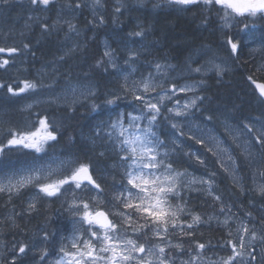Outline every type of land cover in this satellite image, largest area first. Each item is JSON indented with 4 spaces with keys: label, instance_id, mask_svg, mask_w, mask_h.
I'll return each instance as SVG.
<instances>
[{
    "label": "trees",
    "instance_id": "1",
    "mask_svg": "<svg viewBox=\"0 0 264 264\" xmlns=\"http://www.w3.org/2000/svg\"><path fill=\"white\" fill-rule=\"evenodd\" d=\"M122 1L119 5V0H102L103 17L95 22L80 0H51L47 6L31 0H0V48L18 50L0 53V61H9L0 66V84L10 85L18 93L13 95L7 87H0V147L7 145L10 130L26 131L38 126L44 117L57 135V140L49 141L40 153L21 146L5 147L0 154V184L8 177L41 168L45 170L41 181L50 182L59 173L44 181L48 166L56 168L59 161L70 160L88 164L101 186L84 188L83 193L65 185L56 196H48L36 184L8 191L7 182L5 191L0 192L1 264H35L49 257L59 237L69 234L71 200L90 205L100 201L99 209L132 214V227L138 231L128 229L127 235L147 245L158 243L153 232L156 225L148 224L146 214L124 209L116 199L126 180V163L111 125L126 106L121 97L115 104L105 103L120 96L123 89L122 79L104 55L103 41L107 39L120 60L132 56L131 62L143 77L156 64L175 73L203 68L209 61L228 66L225 72L192 76L200 90L188 122L200 137L188 133L177 137L161 117L173 166L206 183L191 189L181 186L179 196L171 199L174 206H183V212L179 213L182 222L172 227L168 237L183 251L173 247L167 250L168 256L190 259L199 251L206 257H230L228 242L233 241V234L238 235L241 225L264 237V194L258 191L264 185V149L255 139L264 130V102L248 79L264 83V19L238 18L227 28L218 6L206 8L199 3L156 8L154 3ZM141 31L143 35H134ZM229 38L239 42L237 54L231 51ZM25 81L36 87L19 93ZM178 83L174 85L179 87ZM69 88L90 89L94 95L75 107L35 105ZM29 105L35 106L29 109ZM207 138L221 144V157L204 141ZM194 216L201 221L194 223ZM120 217L112 216L122 226ZM146 224L144 231H139ZM197 243L205 248L200 251ZM22 245L25 253L19 252ZM45 251L47 255H43ZM253 256L264 264V240Z\"/></svg>",
    "mask_w": 264,
    "mask_h": 264
},
{
    "label": "snow or ice",
    "instance_id": "2",
    "mask_svg": "<svg viewBox=\"0 0 264 264\" xmlns=\"http://www.w3.org/2000/svg\"><path fill=\"white\" fill-rule=\"evenodd\" d=\"M51 0H31L32 4L49 5ZM175 4L179 5H192L203 3L206 8L213 6H219V11L223 13L221 17L226 27H230V20L238 18H255L259 16L264 19V0H172ZM97 5L101 4V0H94ZM119 11V8L116 9ZM102 20V18H101ZM45 27H47L45 25ZM69 27H74L69 24ZM245 28L248 25H244ZM134 35L141 36L143 32H136ZM227 43L231 47V51L235 53L240 44L238 41H234L231 38L227 40ZM18 50L15 48H0V53H16ZM105 56L110 58L112 53L105 51ZM9 61L4 59L0 61V66L7 65ZM209 63H212L209 61ZM159 65L157 68L159 69ZM218 72H222L223 69L219 65H214ZM195 72H201V68L197 67L193 69ZM252 84L255 85L259 91V95L264 97V83H258L253 80L252 77L248 78ZM0 87H7L8 92L13 95L18 93L10 86L0 84ZM35 84L28 81L24 82L23 87L19 88V93H23L26 90L34 89ZM127 89V84L124 85ZM143 93H149L157 87L152 82L151 76L148 79L140 83ZM191 89L182 87L179 89L181 92L189 91ZM173 91H176L173 86ZM170 98L162 96L157 103H152L150 100H145L143 95H136L135 99L141 101L144 108L147 110L145 113L141 111L140 115L128 114V123L125 126L124 116L121 114L117 120L111 125L113 130L118 131V138L121 151L124 153L122 160L126 163V186L124 192L117 195L116 199L121 202L124 209H131L133 213L138 215H144V218L148 224L156 225L153 232L156 236H161V232L167 233L169 226L175 228L178 226L179 213L183 212L182 205L173 206L171 199L179 196V189L185 181L188 183L196 182L195 178L189 180L185 171H180L173 166V163L169 160L168 153L161 154L159 147L163 143L157 134L152 131V125L157 120L160 114V103L165 99ZM120 96H115L113 99L105 101L106 104H115ZM179 102L177 101V104ZM196 104V100L193 99L190 104H185L182 108L177 107L175 109H168V111H175V115L182 116L189 107H193ZM28 107H31L29 105ZM97 106L94 104L93 108ZM147 119L148 127L141 128L140 122ZM211 119V117H209ZM173 128L179 130L177 124L172 125ZM249 132L253 129L246 125ZM264 129V125H261ZM10 138L7 140V145L0 147V154L4 153L7 146H21L27 149H33L36 153L44 151V146L49 141H56L57 135L55 130L52 129L48 123L47 117L38 120V126L29 127L28 130L12 131L9 132ZM181 135L183 133L181 132ZM260 147L264 149V130L260 131V134L255 137ZM197 143H202L201 140H196ZM211 151V149H209ZM199 163L203 164L204 161L196 157ZM231 159V157H229ZM223 167V164H221ZM67 169L66 172L63 169ZM227 171V169H225ZM45 172L43 168L33 169L27 175L19 176L13 183L12 177H8L7 190L11 191L15 188L17 191L19 188L25 187L30 184H36L40 191L48 196H55L60 193L61 189L68 185L69 188L75 187L76 189L88 188L93 186L94 189H100L101 186L93 178L90 166L86 163H74L72 161H59L56 168L51 165L48 166L44 175V181H49V177L57 175V178L52 179L50 182L41 181V173ZM214 175V174H213ZM264 175V172L261 173ZM200 183L205 181L200 180ZM210 186L212 181H207ZM67 190V189H65ZM135 190V191H134ZM5 191V185L0 184V192ZM258 191L264 194V185L259 186ZM218 200L219 197H216ZM82 204V220L86 222L90 228V239L84 240L81 236H77L75 232L71 238L70 248L66 250L65 246L60 247L59 252L62 255L58 256L54 264H174V260L171 256H166L165 247L159 244L147 246L144 243H140L136 239L129 238L126 233L128 229H131L133 233H137V228H133L130 221L132 220V214L126 212L114 213L120 215L122 220L121 224L126 227L121 231V225L115 223L109 218V214L98 207L95 209L90 208L89 203L81 202ZM34 207V205L30 206ZM79 208L80 205H77ZM201 218L199 216L193 217L194 223H199ZM227 223V221H225ZM148 225L140 226L139 231H144ZM192 228V224L187 226ZM238 231L248 234L249 229L246 226H242ZM191 235V233H187ZM231 235V233H229ZM256 234L252 233L251 239L255 240ZM264 240V237H260ZM231 244L233 255L227 259L222 258V264H233V261L237 257H243L245 254L251 255L246 252V245L243 235L239 239V243ZM178 250L183 251L180 245L175 246ZM239 247L240 251H237ZM196 248L203 250L205 244L197 243ZM26 246L19 247L20 253H25ZM43 255H47L46 251ZM43 258V256H42ZM200 259L199 251L195 256H192L189 261H182L181 264H196ZM252 259H255L252 256Z\"/></svg>",
    "mask_w": 264,
    "mask_h": 264
},
{
    "label": "rangeland",
    "instance_id": "3",
    "mask_svg": "<svg viewBox=\"0 0 264 264\" xmlns=\"http://www.w3.org/2000/svg\"><path fill=\"white\" fill-rule=\"evenodd\" d=\"M119 5L123 4L124 2L122 0H119ZM129 2H142L144 4H148L149 2L153 3L155 2L156 8L164 7L166 5H171L170 0H154L153 2L150 0H128ZM82 6L86 8L90 14H92V17L95 22H101V18L103 17V12H102V6L97 5L94 3V0H80ZM102 3V0H101ZM67 12V11H66ZM236 20H230L229 24L232 26L233 23H236ZM225 23V22H224ZM97 28H99L98 24H95ZM230 26V27H231ZM229 28V27H227ZM103 48L105 51H109L112 53L111 57V62L110 58H108V63L110 64V67L113 69V71L117 72L122 79L123 82V89L121 90L120 97L122 99V102L125 104L126 107H122L121 114L124 116V123L125 126H127L128 123V114L131 113L132 115H140L141 111H144L145 113L147 110L144 108V105L142 104L141 101H138L135 99L136 95H143L145 100H150L152 103H157L159 98L162 96L170 97V98H165L161 103H160V114L157 117V120L153 123L152 125V131L157 134L159 139L163 142L160 147H159V152L161 154L167 152L168 156L170 154L169 149H168V135L163 136V131H162V124H161V117H165V121L167 122V125L169 126L170 130L172 132L177 133V137L183 133H188L194 137H200V135L197 132H192L189 124V120L192 119L190 117V114L196 109L198 105V92L200 90V85L197 81L192 79V76L195 74H200V75H207V74H212V73H217L218 71L214 67V65H219L223 71L225 72L228 70V66L226 63L216 61L209 63L207 66L201 68V72H195L192 70H188L184 73H175L172 72L171 68L163 65V64H156L152 67L153 71L149 74H147L146 77H143L140 75L139 71L136 70L134 67L133 63L131 62V55H128L126 59H119L118 56L116 57L115 54L112 51L111 44L109 40H104L103 41ZM126 49H123L124 54ZM123 54V55H124ZM121 58V57H120ZM130 59V61H129ZM157 65H159V69L157 68ZM221 73V72H219ZM151 76L152 82L157 85L155 89L149 93H143L142 88L140 87V83ZM181 84L179 87H177L174 84ZM127 84V89H125L124 85ZM173 86H175L176 91H173ZM182 87H187L191 90L181 92L179 91L180 88ZM94 95V92L90 89H67L65 92L57 95L53 99L45 100V101H40L39 103L35 105H42V104H47L51 103L54 104L58 107H75L83 104L86 102L91 96ZM195 99L196 104L193 107H189L186 109L185 114L182 116H177L175 115V111H168V109H175L177 107H183L185 104H190L191 101ZM177 101L179 102L177 104ZM35 105H32L29 107V109H32ZM177 124L179 126V130L177 128H173L172 125ZM140 127L141 128H146L148 127V122L147 119H144L140 122ZM115 134V140L116 144L118 146V149L120 153L122 154V157L124 153L121 151V145L119 142L118 138V131L114 130ZM181 135V136H183ZM171 141L174 138L173 134H171ZM207 145H209L211 148H213L214 152L221 157L223 150L222 146L220 143L213 142L211 139H205L204 140ZM33 150V149H32ZM127 170V169H126ZM21 176V175H19ZM18 177H12L13 183H15V180L19 178ZM188 177V176H187ZM189 180L191 178L188 177ZM8 182V179L6 180ZM200 180H196L194 183H188L187 181L184 182L182 185L183 187H188V188H194L195 186H202L206 183H200ZM6 182V183H7ZM3 184V185H6ZM127 181L125 180V183L123 184L121 191L124 192V188L126 186ZM83 188V187H82ZM77 189L81 192H85V189L83 188ZM135 191V190H134ZM59 194V193H58ZM56 196V195H55ZM172 203V201H171ZM77 205H80L78 208ZM90 205V204H89ZM173 205V204H172ZM174 206V205H173ZM100 208V201H92V204L90 205V208L95 209V208ZM70 209V219L71 222L69 224V234L64 237L63 235L59 237V239L56 242V249L52 250V253L49 255V257L36 262L35 264H54L55 260L58 259L59 255H62V253L59 252L60 247L65 246L66 250H71L74 251L73 249L70 248V242L71 238L73 236V233L77 236H81L84 240L90 239V232L89 228L90 226L82 220V204L81 202H77L75 200L69 201V207ZM102 210V209H100ZM104 211V210H103ZM107 212V211H105ZM111 217L115 215L114 213H119L117 211H114L112 213L107 212ZM112 214V215H111ZM120 216V215H116ZM122 218L120 217V222ZM115 223L119 225V223L116 220H113ZM182 222L181 216H179L178 219V225ZM131 225H133L134 221L133 219L130 221ZM244 226L241 225L240 228ZM125 225L121 226V231L123 228H125ZM248 228V227H247ZM172 227L169 226L167 233L161 232V236H156V239H158V243L160 246L165 247L166 252L165 255L168 256L167 250L175 247L174 244H171L169 241L168 236L170 235ZM249 229V228H248ZM255 232L256 234V239L252 240L251 235L252 233ZM128 233V231H127ZM126 233V235H127ZM243 235L244 237V242L246 245V252L251 253V255L245 254L242 258L237 257L235 261H233V264H261L258 261L252 259V256L254 255V250L257 246H261L263 243V240L260 239V237H263L262 234L259 231H254L253 229H249L248 234H244L243 232L239 231L238 235L233 234V243H239L240 237ZM128 236V235H127ZM129 238H132L128 236ZM146 247L150 246L145 244ZM156 245V243H155ZM231 247V244H230ZM176 248V247H175ZM232 250V247L230 248ZM201 251V250H200ZM237 251H240L239 247H237ZM181 252V251H180ZM233 255V251H232ZM4 256V251L3 249L0 248V264L2 263V259ZM228 258V257H227ZM223 258V259H227ZM174 264H181L182 261H189L190 259L187 258H176L173 259ZM196 264H222V258H215V257H206L204 254L200 253V259L196 262Z\"/></svg>",
    "mask_w": 264,
    "mask_h": 264
},
{
    "label": "water",
    "instance_id": "4",
    "mask_svg": "<svg viewBox=\"0 0 264 264\" xmlns=\"http://www.w3.org/2000/svg\"><path fill=\"white\" fill-rule=\"evenodd\" d=\"M238 53V50L236 51V54ZM258 83H263V82H260V81H257ZM254 90L256 91L257 95L260 97V99L264 102V97L260 96L259 95V91L256 89L255 85L252 84ZM93 175V174H92ZM93 178H94V175H93ZM95 179V178H94ZM110 218V217H109Z\"/></svg>",
    "mask_w": 264,
    "mask_h": 264
},
{
    "label": "flooded vegetation",
    "instance_id": "5",
    "mask_svg": "<svg viewBox=\"0 0 264 264\" xmlns=\"http://www.w3.org/2000/svg\"><path fill=\"white\" fill-rule=\"evenodd\" d=\"M118 1V0H117Z\"/></svg>",
    "mask_w": 264,
    "mask_h": 264
}]
</instances>
